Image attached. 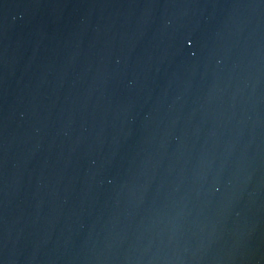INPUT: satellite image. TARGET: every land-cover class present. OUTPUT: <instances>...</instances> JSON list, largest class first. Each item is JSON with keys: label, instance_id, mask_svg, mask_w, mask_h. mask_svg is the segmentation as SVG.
I'll return each instance as SVG.
<instances>
[{"label": "water", "instance_id": "obj_1", "mask_svg": "<svg viewBox=\"0 0 264 264\" xmlns=\"http://www.w3.org/2000/svg\"><path fill=\"white\" fill-rule=\"evenodd\" d=\"M0 264H264V0H0Z\"/></svg>", "mask_w": 264, "mask_h": 264}]
</instances>
